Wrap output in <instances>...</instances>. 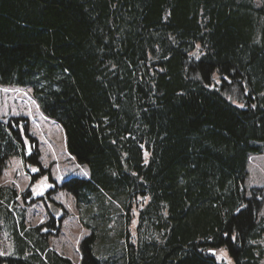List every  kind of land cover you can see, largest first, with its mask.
Returning <instances> with one entry per match:
<instances>
[{
  "label": "trees",
  "instance_id": "16d2710c",
  "mask_svg": "<svg viewBox=\"0 0 264 264\" xmlns=\"http://www.w3.org/2000/svg\"><path fill=\"white\" fill-rule=\"evenodd\" d=\"M0 85L30 91L86 168L61 188L88 231L74 263L49 244L63 215L26 224L30 187L0 183V264H264V188H245L264 0H0ZM11 157L47 172L26 117L0 119V172Z\"/></svg>",
  "mask_w": 264,
  "mask_h": 264
},
{
  "label": "rangeland",
  "instance_id": "374dc122",
  "mask_svg": "<svg viewBox=\"0 0 264 264\" xmlns=\"http://www.w3.org/2000/svg\"><path fill=\"white\" fill-rule=\"evenodd\" d=\"M25 89L0 85V119L8 120L17 116L29 119L30 133L38 141L41 167L47 172L40 174V168L31 164L25 168L19 158L11 157L9 165L0 172V183L15 185L18 194L30 187L29 195L24 200L19 198L17 209V214L24 215L26 224L30 226L45 221L50 205L59 209L57 216L63 215L62 227L59 235L50 238V247L74 263H78V244L88 231L78 221L73 197L62 189L61 185L71 178L84 177L86 168L67 154L61 127L38 112L30 91ZM261 148V153L249 156L246 189L264 188V143ZM27 150L30 153L29 145ZM34 175H36L35 180L31 182ZM41 192L42 194H39ZM261 214L264 215V206ZM133 228L134 222L131 230ZM218 258L226 259V264L230 262L224 250L219 252Z\"/></svg>",
  "mask_w": 264,
  "mask_h": 264
},
{
  "label": "water",
  "instance_id": "95a60500",
  "mask_svg": "<svg viewBox=\"0 0 264 264\" xmlns=\"http://www.w3.org/2000/svg\"><path fill=\"white\" fill-rule=\"evenodd\" d=\"M50 210H51V212H52L53 215H57V214H58V209H57L55 206L51 205V206H50ZM208 253H209V254H214L215 251H213V250H208Z\"/></svg>",
  "mask_w": 264,
  "mask_h": 264
},
{
  "label": "snow or ice",
  "instance_id": "6c2138e0",
  "mask_svg": "<svg viewBox=\"0 0 264 264\" xmlns=\"http://www.w3.org/2000/svg\"><path fill=\"white\" fill-rule=\"evenodd\" d=\"M33 171H37V169H33ZM85 175H87V173H85ZM33 191L35 192V189H33ZM39 194H42V192Z\"/></svg>",
  "mask_w": 264,
  "mask_h": 264
}]
</instances>
